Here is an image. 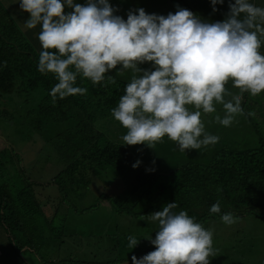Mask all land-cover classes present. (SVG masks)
I'll list each match as a JSON object with an SVG mask.
<instances>
[{"label":"clouds","instance_id":"obj_1","mask_svg":"<svg viewBox=\"0 0 264 264\" xmlns=\"http://www.w3.org/2000/svg\"><path fill=\"white\" fill-rule=\"evenodd\" d=\"M224 2L211 0L213 11ZM19 3L30 14L24 27L41 28L38 39L43 51L38 70L51 73L58 81L50 92L53 105L57 98L86 94V88L74 86L78 76L107 87L116 82L112 75L106 81L107 73L123 75L131 70L125 94L112 109L114 119L126 129L122 145L155 149L167 137L182 153L199 151L219 142L218 136L205 131L202 114H213L215 106L222 105L225 114L223 118L216 115L215 120L229 127L244 114V93L252 97L264 93V55L260 52L264 8L250 0H229L226 19L214 23L184 8L166 17L140 8L129 11L125 21L114 14L118 9L109 0ZM146 63L152 70L141 69ZM229 82L239 94L228 90ZM177 207L176 202L168 203L162 211L147 216L158 222L155 239L147 238L155 251L139 259L132 256L133 264H211L210 257L216 255L213 230L186 211L174 212ZM210 213H221L219 201ZM221 219L229 226L236 222L231 213ZM128 240L130 248L138 245L136 238Z\"/></svg>","mask_w":264,"mask_h":264},{"label":"trees","instance_id":"obj_2","mask_svg":"<svg viewBox=\"0 0 264 264\" xmlns=\"http://www.w3.org/2000/svg\"><path fill=\"white\" fill-rule=\"evenodd\" d=\"M174 1H178L181 7L190 11L187 3L182 0ZM226 4L216 8L217 11L209 12L203 7L201 11L196 12L210 15V19L206 21L208 23H214V18L222 22L230 11L229 2ZM196 16L203 21L201 17ZM12 19L0 5V97L7 95L15 100L17 95L36 96L37 104L35 103L31 110L20 112L16 108L14 113H7L11 117L19 118L23 117L21 113L26 117L32 114L36 118L34 123L37 134L42 139L50 132L44 143L52 145L50 153L53 151V154L58 156V168L53 166L50 170H54L53 183L61 193L76 191L83 181L92 178L96 170L111 167L117 171L120 182L124 180L125 195L128 200L134 201L132 206L142 202L147 206L144 212L146 214H149V211H162L168 203L176 202L178 207L174 212L186 211L202 225L208 226L215 219L222 221L221 216L228 213L234 218H253L264 222V134L259 135L257 131L256 146L249 149L240 148L238 144L236 148H230V140L223 141L222 137H219V142L215 145L201 148L210 153L205 165L196 164L194 160L189 159V155L195 153V150L187 151L190 152L186 153L187 159L173 165L167 153L163 152L165 148H173L169 142H165V145L158 148L156 146L154 149L155 153L163 155L164 161L152 163L147 159V165L136 156L133 148L122 145L121 138L126 129L112 116V109L118 106L132 75L124 80L116 72H109L105 80L107 81L108 75H112L116 82L108 84L107 87L93 85L90 80L78 76L74 86L86 88V94L57 98L53 105L50 92L58 81L51 73L44 75L38 70L39 56L43 49L32 47L31 43L26 42L22 29ZM262 51L264 44L260 49V52ZM232 86L231 84L230 87ZM248 100L246 94H243L241 106L244 114L245 109L247 113L253 109ZM254 104L256 105V101ZM5 113L0 107V118H3ZM245 130L246 134L251 130L249 125ZM227 131L231 134L230 137H234L237 125L229 127ZM241 131H244L243 125ZM212 134L217 135L216 132ZM36 140L34 137L33 142ZM14 151L16 149L12 150ZM43 151L45 152V149ZM138 161L139 166L133 168ZM3 168V171H6L5 165ZM15 172L25 176L22 167ZM7 185L8 182L4 186ZM33 186L34 184L29 182L18 188V193L13 198L1 197L0 221L19 251L23 247L34 249L35 245L42 246L46 241L43 237L44 228L55 230L56 227L55 221L49 222L45 217ZM4 194L5 189L0 185V195ZM79 195L76 200L80 198ZM217 201L220 203L221 213L212 214L210 208ZM130 210L131 208L124 210V213L130 214ZM38 216L43 217L44 223L42 220L37 221ZM25 230L29 232V236L22 237L17 234V231L25 234ZM223 251H216L217 259L225 254Z\"/></svg>","mask_w":264,"mask_h":264},{"label":"rangeland","instance_id":"obj_3","mask_svg":"<svg viewBox=\"0 0 264 264\" xmlns=\"http://www.w3.org/2000/svg\"><path fill=\"white\" fill-rule=\"evenodd\" d=\"M157 1L160 0H150L148 3L144 2V4L146 5L145 8L147 14L158 15L153 7ZM250 2L258 7L264 8V0H250ZM110 4L114 9H116L119 3L110 2ZM222 5L217 4L215 7L218 8ZM133 6L134 9L137 10V6ZM123 8L124 15L128 14L125 10V7ZM114 14L120 16L117 12H115ZM214 20L215 22H219L218 18H214ZM261 54L263 55L264 51H262ZM140 66L143 70H152V68H150V64L146 63ZM130 72L131 70H126L123 75L119 76L126 80V77H130V75L132 74ZM228 86V90L233 94L239 93L238 89L234 88L233 86L230 87L231 82ZM244 94H246V97L249 99L248 101H250L251 103L249 105L253 106V109L250 113H254V116L248 115L247 109H245L246 114L238 115L236 117L233 124L229 126L234 127L235 125H237V131L234 137H230L231 134L227 131L229 127L225 128L215 120L216 115H219L221 116V118H223L225 114L222 105L217 104L215 106V113L208 115L202 114L201 117L205 124V131L209 133V130L211 129V133L216 132L218 137H222L221 140H230V148H236V144H238V147L243 149L253 148L256 146L255 139L257 131L259 135L264 134V93L255 97H252L248 93ZM11 97L12 96L7 95H2L0 97V107L4 109L6 113L13 108H17L20 112H23V110L25 112L31 110V107L35 104L34 98L30 95H28L27 98L18 96L20 101L16 102V104L12 102ZM225 99L230 100L231 97H225ZM255 101L256 105L254 104ZM190 110L194 111L195 109ZM21 115L23 116L21 118L15 116L11 117L7 113L3 115V118H0V151H2L0 159L2 161L7 160L11 166L15 167V170H18L19 167H22L25 171V176L21 175L20 173H17L14 176L11 175V173L9 175L7 171H3L1 173L0 185L4 187L5 194L3 196L0 195V202L1 197L5 198L6 196H11L13 198V196L15 195V192H13V190H18L16 189V187L21 188L23 185H27L29 184V182H31L34 184V190L36 187L45 188V198H47V201H50L51 204L58 206L59 212L58 216L56 217L55 224L56 231H58V227H61V225L63 228L64 223L67 222V230L64 231V233L66 234H70V230H74L78 235L82 233L87 234L89 231L95 228L93 232H99L98 235H104L103 233H105V235L108 236L109 240L114 241H119L118 236L112 235L110 226H104L102 224V221H107V218L118 219L121 216H117L114 212L110 213V211V214L106 215L105 205L103 203H112L113 207L117 209V211H115L120 215H127L124 213V210L128 211L131 208L129 212H131L130 214L134 217V220L132 223L129 222L128 226L132 227L131 230H138L137 233H140L141 236H143V243L141 242V244L133 250L141 251L142 249L154 248V245H152L150 240L147 238L152 237V239H155V232L158 230V225L153 226L152 223L158 222H145L144 219H142L143 212L147 210V206H145V204H142V202L140 201V203H138L137 205L132 206L134 201L128 200L129 198H127V196L125 195L126 186L123 184L124 180L120 182L117 171L111 167H107L106 169L100 168L92 174V178L90 180L89 178H87L81 183L80 187L75 186V188L79 187L76 189V191L68 190L66 194L61 193L60 189L57 188V185L50 184L54 172V170L50 169H52V166L58 168V165H55V163L58 162V156H56L55 153L53 154V151L50 153L52 145L49 146V144L47 145L46 143H44L46 138L50 135V132L46 134L44 139H42L37 134L36 124L34 123V119L36 118L32 114L27 115V117L23 113H21ZM215 124H219L218 127H209V125ZM242 125L244 126V131H241ZM248 125L251 130L246 134L244 133L245 131L247 132V130H245V127L247 129ZM41 129L43 130L44 127L42 126ZM125 134L126 131L123 135ZM34 137H36L37 143H35V145L33 144V149L32 143ZM166 138L167 137H165L163 143L157 144V148L160 145H165ZM42 147L43 149H45V152L43 151V154L41 156L35 155L36 152ZM53 147L55 146L53 145ZM14 148H16V151L12 152ZM149 149L150 148L148 147V150ZM163 152L167 153L169 152V149L165 148ZM21 156L23 159L22 162H20ZM209 157L210 153H207V149H200L199 151L195 150L194 154L189 155V158H193L196 164L201 165H205L208 162L207 159ZM19 162L20 164L18 165ZM172 164L174 165V163ZM6 182H8V185L4 186L6 185ZM72 188L74 189V187H69V189ZM78 193H80V195ZM78 195L80 196V198L76 200V197ZM40 199H44V197L40 196ZM151 209L153 210L154 207H152ZM118 210H120V212ZM203 226L206 229L213 230V248L215 249V251L221 252L225 249L223 251L225 252V254L219 256L218 259L216 256L210 257L211 264H214L215 262H219V264H264V222L262 220L253 218H236V222L229 226L224 224L219 219H215L212 220L208 226L206 224H203ZM121 229L122 227H119L120 232L122 231ZM152 229L155 232H153ZM58 234L59 232L56 236V239H58L57 241L65 242V244H63L62 246L53 242L51 238H47L42 246L35 245L34 249H32V253L25 252L24 249L27 247H23L20 255L27 259L29 264H32V261L41 262L42 260L46 262H63L66 259L67 260L63 263L69 264L70 261H73V263L71 264H78L75 262V260H81L84 262L92 261L99 263L108 262L100 255V257L97 258H85L82 256L84 255L83 250H80L79 253L81 255H78V252L76 250V246L78 245V241L76 238L77 236L74 235L73 239H61V236H59ZM89 238L91 240L87 244L96 249L98 244L97 238ZM87 244L81 243L80 249L82 247L86 249ZM3 250L4 244L0 242V255L3 253ZM76 255H78V257ZM0 264H2V261L0 262Z\"/></svg>","mask_w":264,"mask_h":264},{"label":"crops","instance_id":"obj_4","mask_svg":"<svg viewBox=\"0 0 264 264\" xmlns=\"http://www.w3.org/2000/svg\"><path fill=\"white\" fill-rule=\"evenodd\" d=\"M149 1L150 0H118V1L117 0H109V3L110 2L119 3L116 7V9H118V11H116V12L126 21L128 14L124 15V8L123 7H125V10L127 13H129V11H135L133 5H136L137 9L143 8L146 12V8H145L146 5L144 4V2L148 3ZM182 1L184 3H187L189 5V7L188 6L187 7L190 9V11H192V12L194 11L195 13H193V14L201 17L204 22H206L208 19H210V17H211L210 15L205 16L202 12H199L200 14H198L196 11H201V9L203 7L209 12L213 11V5L211 4V0H182ZM85 2H86V0H74V3L83 4ZM228 2H229V0H225L224 4L222 6H226L227 5L226 3H228ZM231 2L234 3V0H231ZM0 5H2L6 9V11L9 13V15L13 18L12 20L16 23V25H18V27H20L22 29L21 31H22V34L24 35L23 39L26 42L31 43L32 47H35V48L42 47L40 42H39V39H38V34L41 31V28H40V26H37L36 29H26L24 27V23L30 18V14L25 13L21 10L19 0H0ZM153 7H154V9L158 15H163L165 17L169 13L175 14V12L178 10V8H183L179 5L178 1L175 2L174 0H160V1H157ZM66 10L69 11L68 9H66ZM136 14H138V12ZM150 66H151L150 68H152L151 64H150ZM141 69H142V67H141ZM113 72L115 73V71H113ZM19 97H22V96H19ZM27 97L28 96H26L25 98H27ZM32 97L34 98L35 103L37 104L36 96L33 95ZM14 99L15 100H12V102L15 104H16V102L20 101L18 98V95L15 96ZM15 109L16 108L10 109V111L8 113H10V114L14 113ZM218 125L219 124L209 125V127L210 128H212L213 126L218 127ZM208 134H212V133L209 132ZM165 142H169L171 144L170 145L171 148H173L172 150H169V152H167L169 160L172 163L183 162L185 160V158L187 157V155H186L187 152H184V153L180 152L179 146L170 140H165ZM35 143H37V142H35ZM35 143L33 142L32 145L33 144L35 145ZM34 145H33V149H34ZM130 148H133L136 152V156H138L141 160L145 161V163H147V161H146L147 159H149L152 163L153 162L160 163L161 161H164L162 154L155 153L154 149H151V148L148 150V146H146V145L130 146ZM14 149H16V148H14ZM43 150L44 149L42 147L41 149H39L36 152V154L35 153L34 154L37 156H41L43 154ZM187 154H190V152ZM1 155H2V151H0V156ZM189 159L193 160V158H189ZM22 161H23V159L21 156L20 162H22ZM20 162L18 163V165L20 164ZM56 164L57 163H55V165ZM148 164L149 163H147V165ZM3 165H5L6 171L9 173V175H10V173L13 176L16 175V172H15L13 166H11L7 160L2 161L0 159V172H2L4 169ZM54 175H55V173L53 172L52 180H51L50 184H54L52 182L54 180ZM36 188L34 190L35 195H36V199L40 203L45 217L47 218V220L49 222H51V221L56 222V217L58 216V212H59V210H57L58 206H55L54 204H51L50 201H47V198H45V191H46L45 188L39 187V188H37V190H36ZM16 189H18V188H16ZM13 192H15L14 193L15 195L18 193V191H16V190H13ZM40 196L44 197V199H40ZM41 202H44V203H41ZM103 204L105 205V214L106 215L110 214L111 212H114L117 216H121L118 219L107 218V221H102V224L104 226H110V230L112 232V235L118 236L119 241L118 240L117 241L109 240L108 236L105 235V233H103V232H100V233H103L104 235H98L99 232H93L95 230V228H93L87 234L82 233V234L78 235L77 233H75L74 230H70L71 233L66 234V233H64V231L67 230V226H66L67 222L64 223L63 228H62V225H61V227H58V231H56V227H55V230H53L51 228L49 229V227H45L43 230V237H45L44 239L47 240V238H51V240L53 242L62 246L63 244H65V242L64 241H60V242L57 241L58 239H56V236H57L58 232H59L58 235L61 236V239H66V238L73 239L74 235H75V236H77L76 238L78 241V245L76 246V250L78 252V255H81L79 253V251L83 250L84 255H82V256L85 258H88V257L97 258V257L102 256L103 259L108 261V262L99 263V262H92V261H88V260H87L88 262H84L81 260H75V261L82 263V264H133L132 256H136L139 259V258H142L143 256L147 255L148 253L155 251V246H154V248L142 249L141 251L133 250V249H136V247L138 245H140L141 242L143 243V236H141L140 233L139 234L137 233L138 230H136V231L131 230L132 227L128 226L129 222L130 223L133 222L134 217L131 214L120 215L118 212H116L117 209H115L113 207L112 203L107 202V203H103ZM52 206H54V207H52ZM109 211H110V213H109ZM144 212H143L142 219H144L145 222L150 221L147 216L155 213L153 211H149V215H146V213H144ZM42 218H43L42 216H38L37 221L40 222L42 220ZM145 219H147V220H145ZM42 222L44 223L43 220H42ZM152 225L153 226L158 225V223H152ZM119 227H122L121 232L119 231ZM153 232H155V231L153 230ZM17 234L21 235L22 237L29 236V232L27 230H25V234H23V233L20 234L19 231H17ZM130 236L136 238L138 241V245L135 248L129 247L128 237H130ZM89 237H93V238L96 237L97 238L98 244H97L96 249L98 251L95 248H92L89 244H87L91 240ZM123 240H124V243H123ZM0 242H2L4 244L3 253L0 255V262L2 261V264H29L28 261L24 262L25 258L20 255L21 251H19L18 248H16L13 245V243L11 242L9 234L5 230L1 221H0ZM81 243L87 244L86 249L84 247H82L80 249ZM125 248H126V250H125ZM85 250H86V252H85ZM24 251L29 252V253L33 252L32 249H30L29 247L25 248ZM78 255H76V256L78 257ZM85 255H87V256H85ZM50 261H52V260H50ZM53 261H55V260H53ZM32 264H66V263L58 262V261L46 262V261L41 260V262L40 261L39 262L38 261L37 262L32 261ZM69 264H71V263H69Z\"/></svg>","mask_w":264,"mask_h":264}]
</instances>
